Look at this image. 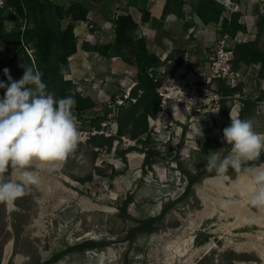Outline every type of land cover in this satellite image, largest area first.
<instances>
[{
	"label": "rangeland",
	"instance_id": "rangeland-1",
	"mask_svg": "<svg viewBox=\"0 0 264 264\" xmlns=\"http://www.w3.org/2000/svg\"><path fill=\"white\" fill-rule=\"evenodd\" d=\"M6 25L10 29L8 22ZM85 28L90 30L91 43L97 44L99 26L89 21ZM254 32L257 33L255 29ZM81 40L83 44L85 40ZM259 41L264 47V35ZM0 50L6 56L11 55L8 46L0 44ZM133 52L134 48L128 49L124 56L131 58ZM86 62L77 67V76H81L84 86H91L96 78L104 76L102 71L107 62H97L89 54ZM119 62L117 75H112L114 83L127 64L124 60ZM21 65L18 61L14 66L15 81L22 77ZM62 90L57 80L49 84L48 92L56 98L61 97ZM243 90L247 91L248 100L243 103L239 117L251 119L255 130L264 133V85L260 77L250 78ZM3 96L0 89V98ZM223 106L231 113L234 104L227 101L222 105L221 115L213 118L205 153L192 151L184 158L169 157L159 162L166 172L157 173L153 165L158 163L154 161L148 166L146 163L142 167L130 166L126 157L120 159V152L98 156L93 144L82 143L56 170L34 162L29 170L40 177V184L31 186L25 196L14 202L13 208L0 203V264H41L90 241L106 246L68 253L55 264H185L192 252L202 249L193 264H264V207L251 203L255 191L251 178L248 176L244 184L246 189H238L233 183L243 173L229 169L227 179L221 181L214 170L206 169L209 153L218 152L221 159L230 153L231 146L223 141V129L231 121L223 113ZM143 146L149 147L145 143ZM136 153L142 155L144 151ZM101 160V167H97ZM114 161L119 162V169L113 166ZM175 163L178 168L171 169ZM250 166L264 167V153L260 161L250 162ZM113 169L116 173L113 178L99 173ZM184 171L194 176L202 173L189 194L186 193L189 178ZM89 176L92 180L84 183ZM213 179L219 181L207 184ZM57 182L63 189L55 188ZM130 197L131 219H124L120 208ZM224 202L227 207L222 206ZM87 204L110 211L89 209ZM163 214L156 231L139 235L132 245L127 242L128 231L137 226V221ZM176 245H188L189 253L176 255Z\"/></svg>",
	"mask_w": 264,
	"mask_h": 264
},
{
	"label": "trees",
	"instance_id": "trees-1",
	"mask_svg": "<svg viewBox=\"0 0 264 264\" xmlns=\"http://www.w3.org/2000/svg\"><path fill=\"white\" fill-rule=\"evenodd\" d=\"M86 0L72 2L70 4H57L51 0H4V8H0V44L8 46L10 56L0 50V73L4 75V83H8V78L4 74V69L10 70L9 74L14 80L13 69L18 61L22 65L35 66L43 73L42 81L47 85L57 80L63 86L61 97L70 96L69 92L73 87V82L66 79L71 74L70 59L78 54L79 51L92 52L102 55L106 58L120 56L129 66H135L139 70V87L143 91L136 105L123 109L118 117L120 126V135H129L133 139H138L148 132V116H157L159 112V89L162 86L163 79L156 81L155 76H151V70L160 68L161 61L159 57L150 53L144 39L134 42L133 33L138 28L137 23L130 15H120L114 21L115 41L109 45L93 44L92 38H88L82 46L79 45V37L76 27L89 22V8L85 5ZM98 1V0H91ZM101 1V0H100ZM172 3H177L180 8L189 5L197 14L201 25L207 26L212 23H219L223 19L225 9L219 5L216 0H167L164 18L169 13ZM255 11V25L258 28V37L256 41L247 42L236 46L234 55V69L241 70L243 67L258 66L259 75L264 85V49L260 46L259 39L264 34V16L260 13L258 0L253 3ZM241 13L234 14L232 20L224 21L225 30L235 35L240 29L246 30V26L240 24ZM7 22L12 24V31L7 29ZM25 47H31L34 50V59L26 52ZM134 48L131 58L124 56L125 51ZM179 60L177 66L184 60V52H178ZM24 68L22 67V76ZM156 75V73H155ZM22 78V77H21ZM5 92V89H2ZM242 87L230 88L224 82L219 83V92L226 98L222 105L229 101V97L241 92ZM137 92H134V96ZM78 110H87L96 107L91 98H75ZM223 113L230 118V111L223 106ZM92 143L97 147H108L110 153L115 152L114 140L103 137H95ZM207 145V144H206ZM200 151L205 153L208 145ZM131 151V150H130ZM129 151V152H130ZM121 160L128 153L119 151ZM154 153L149 152L146 158V165L153 163ZM260 161V158L256 161ZM103 176L115 177L113 170L99 171ZM189 178V187L186 193H190L198 178L202 176L184 171ZM7 175V174H6ZM92 180L89 176L84 183ZM133 198L130 197L120 208L124 219H131L128 208L132 204ZM168 211V209H166ZM166 211L164 213H166ZM165 214L157 218H149L137 221V226L128 231L126 240L131 245L139 235L151 234L159 227ZM106 246L103 243L86 242L80 246L69 249L60 255H56L49 261L41 264H55L68 253L74 251L96 250Z\"/></svg>",
	"mask_w": 264,
	"mask_h": 264
},
{
	"label": "built area",
	"instance_id": "built-area-1",
	"mask_svg": "<svg viewBox=\"0 0 264 264\" xmlns=\"http://www.w3.org/2000/svg\"><path fill=\"white\" fill-rule=\"evenodd\" d=\"M254 1L256 0H218V3L224 7L225 12L221 21V34L216 41L215 54L206 66L203 67L199 63L193 62L192 56L186 54L183 65L169 75L167 70V66L171 65L169 54L165 53L159 57L162 65L150 72L152 77L155 76L156 81L163 79L158 92L159 112L155 117L148 116V132L138 139H133L129 135H120L118 122L121 111L136 105L143 95V91L138 89L140 84L138 68L127 66L116 83L106 75L96 78L91 84L92 92L97 93L95 96L96 107L80 111L75 103L73 109L81 132L79 143L89 144L95 137L114 140L115 152L128 151L125 157L128 159L130 166L136 167H142L149 152L152 151L154 153L152 160L158 163L153 165V169L157 173L166 172V169L161 167L159 162L169 157L177 158L181 156V158H184L189 156V152H200L209 139L208 132L211 133L209 127L213 126V118L221 115L222 102L226 99L219 92V83L224 82L232 89L245 88L250 78L260 77V65L246 67L241 70L234 69L236 46L257 40L258 34L250 31L253 25L249 27L242 17L240 24L249 28L247 30L240 29L235 35L226 31L224 26L225 20L230 22L234 14L242 13L243 5L251 4ZM258 4L260 13L264 16V0H258ZM4 6V0H0V8H4ZM8 23L11 27L7 29L12 31V24ZM25 49L30 57L34 59V50L29 47H25ZM111 60L119 62L122 61V58L116 56ZM0 82H4V75L1 73ZM108 82L112 84L110 91L106 90ZM175 86L183 90L185 100L177 102L168 99L171 92L175 90ZM92 92L88 91L87 86L77 84L71 91V96L74 99L77 96L92 99ZM134 92H137L136 96H134ZM228 99L234 104L231 114L239 116L243 103L248 100L247 91L238 92ZM187 100L194 101V105H189L190 112L186 109L185 102ZM173 104H176L181 112H177L175 117L173 116ZM200 129L203 135L196 136ZM183 136H185V144L182 139ZM143 143L148 144L149 147L144 148ZM93 150L98 156L110 153L108 147H94ZM138 150L144 151V154L139 155L136 153ZM112 154L116 155V153ZM133 155L142 157L139 164H136V159H132ZM102 163V160L99 161L97 167H101ZM113 166L119 169V162L114 161ZM172 168L177 169V163L172 164Z\"/></svg>",
	"mask_w": 264,
	"mask_h": 264
},
{
	"label": "clouds",
	"instance_id": "clouds-1",
	"mask_svg": "<svg viewBox=\"0 0 264 264\" xmlns=\"http://www.w3.org/2000/svg\"><path fill=\"white\" fill-rule=\"evenodd\" d=\"M21 67V79L13 80L5 68L8 83L0 82V89H5L0 98V203L7 205L25 196L31 186L40 184V177L29 170L34 162L56 170L74 153L81 137L73 112L75 99L56 98L47 91L41 71L25 63ZM168 99L179 102L185 100V94L175 86ZM185 103L190 112L189 105H194V101ZM177 112L181 113L173 104L174 117ZM230 121L223 129V141L231 146L230 153L222 159L218 152L209 153L206 169L214 170L221 181L227 179L229 169L249 176L255 185L251 203L264 207V167L250 166L264 153V133L255 130L251 119L230 113ZM197 135H203L201 129ZM222 206L227 207V202Z\"/></svg>",
	"mask_w": 264,
	"mask_h": 264
},
{
	"label": "crops",
	"instance_id": "crops-1",
	"mask_svg": "<svg viewBox=\"0 0 264 264\" xmlns=\"http://www.w3.org/2000/svg\"><path fill=\"white\" fill-rule=\"evenodd\" d=\"M51 1L61 5L80 2L81 0ZM216 1L218 2V0ZM85 5L90 11L88 20L99 26V31L96 33L97 35L100 34V40L97 38L98 41L96 43L102 45L114 43L115 38L113 39V36L115 37V19L120 15H130L138 25V28L135 29L133 33L134 42L139 39H144L150 53L157 57H160L165 53L169 54V59L171 61V65L167 66L169 75L173 74L183 65L184 62L179 66L176 65L179 60L178 52L182 51L184 52V57L186 54H190L193 62L199 63L203 67L206 66L215 54L216 41L221 34L220 27H222V22L212 23L207 26L201 25L196 12H194L189 5L180 8L177 3H172L168 15L164 18L167 0H86ZM241 14L249 27L253 25L250 31L254 32L255 29L257 33H259L258 28L255 25V11L253 4L247 3L246 5H243ZM108 25H111V27H108ZM248 28H246V30ZM88 31L90 33L89 29ZM88 31L85 28V24L78 25L76 27V32L79 40L83 39L86 41L89 38ZM81 42L82 40L79 41L80 46H82ZM259 43L260 45L262 44L261 41H259ZM262 48L264 49V47ZM86 54L93 55V59L97 60V62L102 61L103 64H106L107 62V65L104 67L105 71H102L103 75L109 76L110 74V78L112 75H117L116 72L119 71L120 62H114L111 58H106L97 53L79 51L76 56L69 60L71 64V74L69 75L68 80L73 82L74 88L77 84L84 85L81 76H77V67L79 64L87 63ZM102 58L104 60H101ZM127 66L129 65L126 64V67ZM126 67H124V69ZM111 79H113V77ZM73 87L69 92L70 96ZM87 88L89 92H92L91 86L87 85ZM111 89L112 84H107L106 90L110 91ZM96 95L97 93L92 92L93 98L91 100L95 104ZM89 144H93L92 141Z\"/></svg>",
	"mask_w": 264,
	"mask_h": 264
},
{
	"label": "bare ground",
	"instance_id": "bare-ground-1",
	"mask_svg": "<svg viewBox=\"0 0 264 264\" xmlns=\"http://www.w3.org/2000/svg\"><path fill=\"white\" fill-rule=\"evenodd\" d=\"M142 158V157H141ZM141 158L140 157H138V156H135V155H133L132 156V159L133 160H135L136 159V164H139L140 163V161L139 160H141ZM49 168V167H48ZM60 168V167H59ZM58 169V168H57ZM13 179H16L15 177H13ZM247 179H248V176H246V175H244V174H242V175H240L239 177H238V179L233 183V186H237L238 187V189H241V188H245L244 187V184L246 183V181H247ZM65 180L66 181H68V178H65ZM219 180H216V179H213V180H210V181H208V183L207 184H210V183H214V182H218ZM69 182H70V180H69ZM43 185V184H42ZM51 185V184H50ZM56 186L57 187H55L56 189L57 188H59L60 187V189H63V187L60 185V183H56ZM48 187V186H47ZM51 187V186H50ZM54 187V186H53ZM52 189H54V188H52ZM246 189V188H245ZM71 194H73V195H76L75 193H71ZM63 203V202H62ZM89 209H100V210H104V211H110V209H108V208H105V207H99V206H97V205H92V204H87L86 205ZM9 207L10 208H13L14 207V204H12V205H9ZM202 218V217H201ZM193 230V229H192ZM191 231V230H190ZM189 231V232H190ZM190 234V233H189ZM185 238V237H184ZM193 238V237H192ZM183 240H185V239H183ZM191 242L193 243V240L191 239ZM180 243V242H179ZM188 243H189V241H188ZM186 244V243H185ZM180 245V244H179ZM179 245L176 247V251H175V253H176V255H178V256H185L186 254H188L189 253V249L190 248H188V245L187 246H184V247H182V246H180L179 247ZM207 247V246H206ZM209 247V246H208ZM243 247V246H242ZM202 249V248H201ZM207 249V248H206ZM244 249V248H243ZM204 251V249H202V250H197V251H194V252H192L191 254H190V256L188 257V259H187V261H186V263L185 264H193V260L198 256V254L200 253V252H203ZM240 251V250H239ZM174 253V254H175ZM202 254V253H201ZM173 255V254H172ZM174 256V255H173ZM174 259V258H173ZM168 260V259H167ZM171 260V259H170ZM172 261V260H171ZM170 263V262H169Z\"/></svg>",
	"mask_w": 264,
	"mask_h": 264
}]
</instances>
